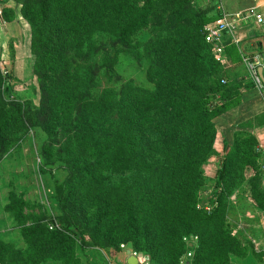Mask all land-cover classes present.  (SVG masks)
<instances>
[{"label":"trees","instance_id":"1","mask_svg":"<svg viewBox=\"0 0 264 264\" xmlns=\"http://www.w3.org/2000/svg\"><path fill=\"white\" fill-rule=\"evenodd\" d=\"M14 1L30 25L39 98L37 106L24 109L13 98L7 99L5 92L13 78L0 67V157L16 124L38 122L50 131L58 104L65 102L66 109L65 143L57 148L45 142L40 149L44 165L56 159L64 164L66 175L54 184L59 214L50 223L43 220L46 216L35 217L24 228L26 242L42 249L45 258L57 255L62 264L73 259L76 263V242L81 248L107 251L109 257L121 250L120 245H129L147 255L150 264H180L187 252H191L189 264H232L229 254H236L240 243L225 223L226 198L242 167L255 165L258 141L254 134H236L223 155L214 178L212 206L207 209L197 202L199 167L215 135L213 118L222 111L219 104L209 105L210 98L234 97L241 87L235 79L221 84L215 76L220 64L204 39V25L221 16L220 12L198 0H106L109 7L102 5L103 0ZM150 26L158 37L141 52L133 36ZM69 30L76 32L71 38ZM97 35L102 37L98 40ZM118 45L137 61L145 57L150 62L149 76L171 77L180 84L168 91L175 102L169 115L174 139L165 141L173 147L163 162L143 128L142 107L129 100L131 86L122 88L117 102L94 92L100 71L108 78L114 75ZM48 47L53 49L50 55ZM71 48L86 65L74 71L73 81ZM256 48L261 50V40ZM98 53L101 57L96 63ZM245 85L254 88L247 78ZM123 171L130 173L129 179ZM110 176L116 180L109 182ZM251 182L252 197L264 209L258 177ZM135 193L146 196L147 211L139 209L132 198ZM23 205L21 198L13 196L7 210L22 220ZM90 205L95 206L94 213ZM17 253L10 246H0V262L27 264Z\"/></svg>","mask_w":264,"mask_h":264},{"label":"rangeland","instance_id":"2","mask_svg":"<svg viewBox=\"0 0 264 264\" xmlns=\"http://www.w3.org/2000/svg\"><path fill=\"white\" fill-rule=\"evenodd\" d=\"M100 2L106 7L110 5V3H105L106 0ZM210 5L211 3L205 6ZM13 6L14 8L12 9ZM127 7V4L123 5L125 10ZM9 9H11V11L9 10L10 16L15 18V16L19 15L22 17L19 3H12ZM5 11L6 9L0 6V14L3 18H6ZM22 18L28 23L24 17ZM220 19L221 17L218 16L205 25L214 24ZM74 32L69 30V35L67 36L69 38L73 37ZM157 35V32L150 26L147 29L139 30L133 36L132 42L142 52L145 45L151 39H156ZM101 37L99 35L97 39L99 40ZM64 40L65 38H63ZM3 43L4 41L0 40V67L3 73L8 72L13 78L10 84L11 88L8 92H5V97L9 100L13 98L14 101L21 105L22 109L37 106L39 88L37 77L33 73L35 56L31 51V43L30 46L28 44V37L8 39L5 45ZM15 44L21 50H16ZM118 49L120 52L114 67V75L112 78H108L100 71L98 78H96L97 82L94 92L96 94H104L111 102H117L120 100L122 88L131 86L132 95L129 96V100L134 102L136 106L142 107L144 112L143 128H145L152 145L157 147L155 148L157 152L155 155L157 154L159 160H165L166 154L171 153L173 147L169 146L168 142L166 145L165 141L174 139V134L172 133L173 124L169 115L175 102L169 97L168 91L176 89L180 84L170 80L171 77L163 79L162 75L149 76L148 67L150 62L145 57L141 61H137L133 55L122 51L124 49L123 45H118ZM48 52L49 55L52 54L53 49L48 47ZM68 55L70 57V68L73 69L70 80L73 81L74 71L81 70L86 65L78 56H74V48L69 50ZM100 57L101 54L98 53L96 63L100 62ZM219 64L220 67L216 70L215 76L220 82L224 80V82H221L222 85H228L233 79L227 77V74L224 73V64ZM55 71L56 69L51 71L52 77H55ZM235 80L240 82L239 94L237 93L234 97L227 96L228 98L224 99L221 96L219 97V95L213 96L214 100L210 98L211 103L209 105L219 104L222 111L213 118L215 135L209 146V155L201 162L199 167L201 184L197 202L199 206L207 209L212 206L211 201L216 198L213 193L214 178L223 155L231 148L236 134L240 132L254 134L250 128H254L256 117H258L256 110L261 108L259 102L262 104L264 102V92L246 87L245 78H237ZM160 87H162L160 93L154 92L155 88L158 91ZM175 92L178 93L177 91ZM66 105L68 106V103ZM57 107L49 128L50 131H45L38 122L31 124L25 121L24 124H16L9 134L8 148L0 157V246H10L13 251H20L17 256L20 259H27V264H35L36 261H38L37 264H62L63 261L57 255L45 258L44 251L29 245L24 237V228L30 226L35 217L43 219L46 216L43 220L46 223H50L55 221L59 214L54 199V184L56 180L61 181L65 177L64 164L62 160L56 159L44 165L40 156V149L43 143L51 141L52 145L57 148L65 143V102L63 104L59 103ZM255 154L256 156L253 155V157H256L255 165L253 166L252 163H249L242 167L231 193L226 198L225 223L231 228L232 233L238 236L240 243V250L236 254H229V262L232 264H243L245 261L248 264H254L253 261L256 264H259V262L264 264L262 259L264 253L259 254L262 248H257L252 244V241L256 240L254 237L257 226L264 225V209H261L255 202L252 197L253 188H251V179L258 177L260 182V185H258L259 190L264 192V163L261 162L259 143L255 146ZM258 157L260 158L259 165V161L257 162ZM254 173L255 175H253ZM122 175L129 179L130 173L123 171ZM115 177L110 176L107 180L109 182L115 181ZM130 185L134 187L132 180ZM13 196L14 198H21L24 202L22 220L15 219L7 210V205L11 202ZM145 197V195L139 193H135L132 196L142 212L150 208L149 204L146 205L147 199ZM89 211L94 213L95 206L90 205ZM86 238L89 239L87 235ZM244 240L246 241L245 245L242 243ZM120 247L121 250L117 253H120V255L111 258L113 259V264H125L122 257L126 255V249L133 250L129 245H120ZM87 249H92V247L81 248L76 242L73 250L77 258L76 263L74 259L70 261L71 263L68 260L64 261H67L68 264H84L85 251ZM97 250L100 253L104 252L107 254V251ZM184 255H181L180 262ZM0 264L6 263L0 262Z\"/></svg>","mask_w":264,"mask_h":264},{"label":"crops","instance_id":"3","mask_svg":"<svg viewBox=\"0 0 264 264\" xmlns=\"http://www.w3.org/2000/svg\"><path fill=\"white\" fill-rule=\"evenodd\" d=\"M13 1L14 0H0V6H3V8L6 9V18H3L0 14V40L4 41L3 44L5 45L8 39H21L23 37H28V44L30 46V27L27 25L28 23H26L19 15L15 16V18L9 15L11 11V9H9L11 8V4L16 3ZM198 2L202 6L210 3V6L214 5L215 11L220 12V17H222V15L234 16L238 13H242L241 19L238 22L239 27L237 31V35L241 38V40L238 44H233L232 42L226 43L223 64L224 73L227 74V77L232 79H246L247 72L243 65L242 57L245 55L250 57L254 55L258 51L256 43L259 45L261 40L260 29L254 23L253 18L248 17L247 10L251 7H255L259 11H264V0H198ZM13 8L14 6L12 9ZM224 38L226 39V37ZM15 45L16 50H21L17 44ZM259 104L261 108H257L256 110V115H258V117H256L255 125L253 126L254 128L250 129H252L251 132H254V135L257 138L259 147L261 148V162L264 163V102L263 104L259 102ZM254 238L256 240L252 241V244H254L257 248H262V251L259 252V254H262V252L264 253V225L257 226ZM242 243L246 244V241L244 240ZM101 253L97 250V248L87 249L85 251L84 264H113L114 262L111 258H115L120 255L119 253L109 257V255L104 252L102 254ZM126 257V255L122 257L125 264H127ZM262 259L264 260V257H262ZM253 263L256 264L254 261ZM243 264H248V262L245 261ZM259 264L262 263L259 262Z\"/></svg>","mask_w":264,"mask_h":264},{"label":"built area","instance_id":"4","mask_svg":"<svg viewBox=\"0 0 264 264\" xmlns=\"http://www.w3.org/2000/svg\"><path fill=\"white\" fill-rule=\"evenodd\" d=\"M219 1V0H212ZM241 14L238 13L234 16L232 15H222L221 19L214 24L205 25L204 27V39L207 43L211 44L214 58L217 62L223 64L225 45L228 42L233 44H238L241 38L237 35L238 22L241 19ZM248 17L253 18L254 23L260 29L261 36V50L257 51L254 55L243 56L242 62L246 68L247 76L254 88L264 92V81L258 73V67H263L264 74V11H259L255 7H251L247 10ZM226 37V39L224 38ZM224 82V80H221ZM11 81H9V86L11 87ZM195 238H193L194 240ZM131 250V249H130ZM131 254L137 257L138 264H150L149 257L143 253H138L131 250ZM191 257V252H187L184 258L181 260V264H189L188 258Z\"/></svg>","mask_w":264,"mask_h":264},{"label":"water","instance_id":"5","mask_svg":"<svg viewBox=\"0 0 264 264\" xmlns=\"http://www.w3.org/2000/svg\"><path fill=\"white\" fill-rule=\"evenodd\" d=\"M258 73L260 75V77L262 78V80L264 81V74H263V67L259 66L258 67ZM126 263L127 264H138V259L136 256H134L133 254H131V250L130 249H126Z\"/></svg>","mask_w":264,"mask_h":264}]
</instances>
